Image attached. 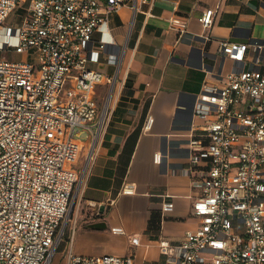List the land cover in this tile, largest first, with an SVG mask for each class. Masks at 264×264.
Wrapping results in <instances>:
<instances>
[{"label": "built area", "instance_id": "obj_1", "mask_svg": "<svg viewBox=\"0 0 264 264\" xmlns=\"http://www.w3.org/2000/svg\"><path fill=\"white\" fill-rule=\"evenodd\" d=\"M151 1L0 0V264H51L92 156L91 149L82 169L73 165L80 136L91 135L93 146L103 130L123 58L109 14ZM17 7L22 19L8 22ZM212 13L208 8L199 16L203 26ZM168 22L186 31L181 14ZM218 49L233 66L215 81L204 80L188 132L185 169L206 163L191 204L198 223L177 242L157 240L166 264H264V38L223 39ZM102 54L114 74L93 67ZM102 84L110 85L104 103ZM160 158L154 152L153 160ZM121 192L133 193V183ZM172 208L171 199L161 203L163 212ZM65 264L135 262L132 254L68 250Z\"/></svg>", "mask_w": 264, "mask_h": 264}, {"label": "crops", "instance_id": "obj_2", "mask_svg": "<svg viewBox=\"0 0 264 264\" xmlns=\"http://www.w3.org/2000/svg\"><path fill=\"white\" fill-rule=\"evenodd\" d=\"M208 8L212 21L203 26L198 18ZM174 13L186 18L185 32L169 26ZM108 28L123 58L118 70L104 54L93 64L110 66L102 71L116 70V79L63 250L132 254L135 264H166L157 240L177 242L198 223L191 204L201 193L206 163L185 169L194 97L204 80L215 81L233 66L219 51V40L264 38V0H152L136 10L121 5L110 12ZM76 160L78 169L87 162ZM126 183H133V193L121 192ZM169 199L173 208L163 212L161 203ZM133 235L138 244L130 242Z\"/></svg>", "mask_w": 264, "mask_h": 264}, {"label": "rangeland", "instance_id": "obj_3", "mask_svg": "<svg viewBox=\"0 0 264 264\" xmlns=\"http://www.w3.org/2000/svg\"><path fill=\"white\" fill-rule=\"evenodd\" d=\"M23 17V9L21 7H17L15 9V11H13L10 16L8 17L7 21L8 22H18L22 19ZM13 57L19 58L21 57L20 54H17ZM102 70H107L110 71V66H107L105 63H102L101 65H99ZM109 87L110 85H106L105 87L103 85H100V90H101V97H100V101L102 103H104L107 99V95H108V91H109ZM81 141L79 142L80 145V151L78 154V158L76 160L77 164H81V162H83L84 160L88 159V156L90 155L91 149H92V140H91V135H89L87 138L83 137V135L80 136ZM74 203L75 200L73 201V194L71 196V200H70V210L68 213V217H66V223H65V227H64V233H63V239L60 241L57 250L55 251V254L51 260V264H65V252L63 250L64 248V243L66 240V236L68 235V229H69V225L71 223V220L74 216Z\"/></svg>", "mask_w": 264, "mask_h": 264}, {"label": "water", "instance_id": "obj_4", "mask_svg": "<svg viewBox=\"0 0 264 264\" xmlns=\"http://www.w3.org/2000/svg\"><path fill=\"white\" fill-rule=\"evenodd\" d=\"M192 50H193V49L191 48V49H190V54H191Z\"/></svg>", "mask_w": 264, "mask_h": 264}]
</instances>
